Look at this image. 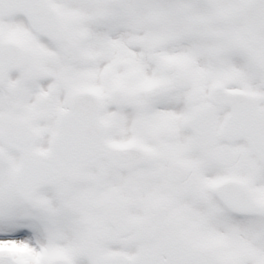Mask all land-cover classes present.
Segmentation results:
<instances>
[{
    "label": "snow or ice",
    "instance_id": "6c2138e0",
    "mask_svg": "<svg viewBox=\"0 0 264 264\" xmlns=\"http://www.w3.org/2000/svg\"><path fill=\"white\" fill-rule=\"evenodd\" d=\"M0 264H264V0H0Z\"/></svg>",
    "mask_w": 264,
    "mask_h": 264
}]
</instances>
